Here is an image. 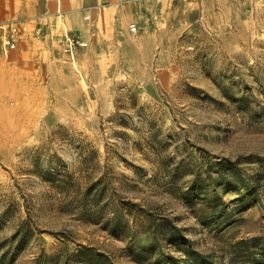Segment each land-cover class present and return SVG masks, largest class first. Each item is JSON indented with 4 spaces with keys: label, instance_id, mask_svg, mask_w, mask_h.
I'll use <instances>...</instances> for the list:
<instances>
[{
    "label": "rangeland",
    "instance_id": "rangeland-1",
    "mask_svg": "<svg viewBox=\"0 0 264 264\" xmlns=\"http://www.w3.org/2000/svg\"><path fill=\"white\" fill-rule=\"evenodd\" d=\"M194 1L173 15L160 46L132 40L123 65L95 68L97 83L77 51L75 65L63 59L97 111L88 96L73 98L77 89L56 98L58 83L24 106L3 96L0 264H33L43 251L54 261L81 246L114 264H186L182 248L211 264H256L264 0ZM171 227L183 243L169 237Z\"/></svg>",
    "mask_w": 264,
    "mask_h": 264
},
{
    "label": "crops",
    "instance_id": "crops-1",
    "mask_svg": "<svg viewBox=\"0 0 264 264\" xmlns=\"http://www.w3.org/2000/svg\"><path fill=\"white\" fill-rule=\"evenodd\" d=\"M194 4V0H0V23L25 21L31 34L40 29L7 55L0 51V101L10 94L22 106L27 105L25 100H44L46 84L58 83L56 98H66L77 89L73 98L88 96L91 112L97 111L95 97L73 86L80 81L72 66L63 62L65 37L73 36L85 44L77 47V59L81 69L91 68L90 73L83 71L87 81L97 83L95 68L123 65L132 40L160 46L161 36L173 33V15L175 18L182 6ZM132 23L139 29L135 34L129 30ZM1 35L0 30V40ZM76 107L85 110L80 102Z\"/></svg>",
    "mask_w": 264,
    "mask_h": 264
},
{
    "label": "trees",
    "instance_id": "trees-1",
    "mask_svg": "<svg viewBox=\"0 0 264 264\" xmlns=\"http://www.w3.org/2000/svg\"><path fill=\"white\" fill-rule=\"evenodd\" d=\"M218 165L220 166V170L222 172H230L233 171L234 163L231 161H219ZM169 237L173 238L174 240L178 241L179 243H183L185 241L184 236H182L181 231L176 227L169 228ZM182 251L185 252L186 264H211L210 260L202 253L197 250L189 249V248H182ZM260 257L252 256L256 264H264V243L261 244L260 248L258 249ZM93 249L87 246H81L77 251L70 252L66 249L62 254L61 258H57L52 261L53 257L48 255L45 251H43L39 257L34 261L33 264H69L70 262H82L86 261L87 258L91 256L90 261H93V264H114L112 263L105 255L96 253L95 255L92 254ZM257 261V262H256Z\"/></svg>",
    "mask_w": 264,
    "mask_h": 264
},
{
    "label": "built area",
    "instance_id": "built-area-1",
    "mask_svg": "<svg viewBox=\"0 0 264 264\" xmlns=\"http://www.w3.org/2000/svg\"><path fill=\"white\" fill-rule=\"evenodd\" d=\"M0 30L2 31L0 40V51L3 55H7L11 51L18 48L19 43L25 38L33 35L36 36L40 33V29H35L33 34L30 33L28 24L25 21H9L6 23H0ZM131 33L138 32V26L134 23L129 25ZM79 39L67 35L64 40V52L66 54L65 62L75 65L76 63V51L78 46H83Z\"/></svg>",
    "mask_w": 264,
    "mask_h": 264
}]
</instances>
